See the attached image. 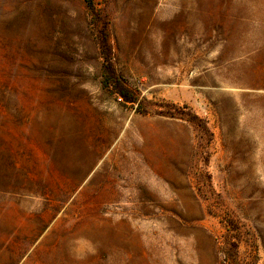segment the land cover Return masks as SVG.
<instances>
[{
    "label": "rangeland",
    "instance_id": "374dc122",
    "mask_svg": "<svg viewBox=\"0 0 264 264\" xmlns=\"http://www.w3.org/2000/svg\"><path fill=\"white\" fill-rule=\"evenodd\" d=\"M95 2L136 105L85 0H0V264H264V0Z\"/></svg>",
    "mask_w": 264,
    "mask_h": 264
},
{
    "label": "trees",
    "instance_id": "16d2710c",
    "mask_svg": "<svg viewBox=\"0 0 264 264\" xmlns=\"http://www.w3.org/2000/svg\"><path fill=\"white\" fill-rule=\"evenodd\" d=\"M96 21L99 22L98 46L103 58L102 86L108 92L123 99L125 104L136 105L140 103L139 97L128 86L125 77L117 70L115 52L110 41L109 21L105 20L96 6L95 0H85ZM225 227L229 233H235L237 239L239 226L229 215L224 219ZM235 247V243L232 244ZM229 255H227V259Z\"/></svg>",
    "mask_w": 264,
    "mask_h": 264
}]
</instances>
